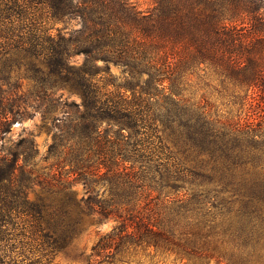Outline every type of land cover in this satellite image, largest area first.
I'll use <instances>...</instances> for the list:
<instances>
[{
  "label": "trees",
  "instance_id": "1",
  "mask_svg": "<svg viewBox=\"0 0 264 264\" xmlns=\"http://www.w3.org/2000/svg\"><path fill=\"white\" fill-rule=\"evenodd\" d=\"M152 2L0 0V141L37 114L52 133L40 161L33 133L0 154V222L58 245L97 213L105 245L264 264V0ZM201 73L235 114L194 97Z\"/></svg>",
  "mask_w": 264,
  "mask_h": 264
},
{
  "label": "rangeland",
  "instance_id": "2",
  "mask_svg": "<svg viewBox=\"0 0 264 264\" xmlns=\"http://www.w3.org/2000/svg\"><path fill=\"white\" fill-rule=\"evenodd\" d=\"M132 1L143 11H147L153 6L152 0ZM59 26H63V24H59ZM66 27L68 29L76 28L78 23L76 21L68 22ZM83 59V56H76L73 60L82 62ZM111 71L117 76L121 75V69L117 66L112 65ZM20 72L24 74L25 69L22 68ZM16 74L17 71L16 73L14 71L13 80L16 79ZM202 75L201 73L200 76H191L192 86L190 90L194 97L197 100L205 99L212 102L221 112H227L231 109L235 114L236 110L230 108L227 104V98L221 96L212 87L217 84L210 82ZM22 81L25 89H27L30 82L26 78ZM4 88L7 89L8 85L5 84ZM58 97L80 100L77 95L70 94L66 89L57 90L55 98ZM55 104H58V102H55ZM41 124L40 114H37L34 118H25L21 122H14L11 130L6 132L0 141V154L7 155L11 153L15 150L21 137L33 133L39 148L37 160L40 161L42 157L47 155L48 146L52 142V133H48L46 129L40 130ZM47 125L49 126V124ZM51 163H53V159L40 162L44 166ZM73 188L78 197L84 195L85 189L81 182L76 183ZM34 190L40 191L41 188L36 186ZM30 195L33 197L34 193L31 191ZM11 216L9 214L6 221L0 222V264H192L187 259H178L174 254L158 251L153 246L147 247L136 243H128L122 247L110 243L105 245L100 240L112 230L113 226L116 225V221L110 219L100 222L97 213H93L87 218L83 229L77 235L71 239L61 241L58 245H55L52 239L40 244V242L33 239L19 236L20 227L11 220ZM208 264L225 263H217L212 260Z\"/></svg>",
  "mask_w": 264,
  "mask_h": 264
}]
</instances>
